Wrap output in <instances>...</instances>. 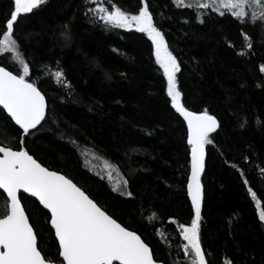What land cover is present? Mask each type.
Here are the masks:
<instances>
[{"label": "trees", "instance_id": "obj_1", "mask_svg": "<svg viewBox=\"0 0 264 264\" xmlns=\"http://www.w3.org/2000/svg\"><path fill=\"white\" fill-rule=\"evenodd\" d=\"M96 2L45 0L19 19L15 35L21 54L48 104L43 127L24 146L46 166L74 178L114 218L150 241L164 264H191L178 227L194 214L187 195V125L167 96L150 38L139 29L98 19L89 11ZM144 2L108 0L133 14ZM147 3L180 61L178 86L186 106L207 108L220 121L211 134L213 143L206 145L201 179V241L210 264H224L226 258L234 264H264V223L248 192L251 187L264 205V72L259 68L264 18L254 11L255 23L251 17L241 22L230 11L221 15L175 0ZM13 6L14 0H0V25ZM66 25L69 39L63 35ZM241 29L253 44L245 55L239 51ZM57 62L70 87L56 81ZM0 65L22 71L10 52L0 54ZM18 128L0 108V140L14 144ZM125 188L133 196L124 195ZM22 202L42 250L54 256L58 241L47 210L25 194ZM5 205L0 197V214Z\"/></svg>", "mask_w": 264, "mask_h": 264}, {"label": "snow or ice", "instance_id": "obj_2", "mask_svg": "<svg viewBox=\"0 0 264 264\" xmlns=\"http://www.w3.org/2000/svg\"><path fill=\"white\" fill-rule=\"evenodd\" d=\"M44 2L14 0L13 8L0 25V54L10 52L22 66V71L17 72L0 65V106L19 126V139L14 144L0 140V197L6 201L5 212L0 214V264H163L154 255L150 241L146 242L136 230L126 226L119 218H114L89 191L74 182V178L46 166L24 146L27 137L39 130L37 126L43 127L48 104L45 92L30 76V63L21 54L15 33L22 14L33 12ZM175 3L183 5L184 0H175ZM249 6L264 9V0H198L195 5H187L200 9L214 7L221 15L224 11H230L241 22H248L251 16L255 23L256 13H249ZM89 11H94L98 19L113 26L139 29L151 40L155 60L166 77L167 96L187 125L191 157L187 195L194 214L190 223L178 222L179 236L184 241L182 251L191 264H210L201 241L204 196L201 174L205 169L206 145L213 143L211 134L220 127V121L207 108L192 110L186 106L178 86L180 61L170 49L165 34L154 23L147 0L135 14L109 5L108 0H97ZM260 17L264 18V12L260 13ZM240 31L244 44L239 51L245 55V49L251 50L253 47L252 38L243 29ZM63 35L65 39L70 38L67 25ZM259 68L264 72V63ZM53 75L58 83L71 86L58 62L54 65ZM244 123L241 122L240 126L243 127ZM241 175L244 173L241 172ZM123 183L127 185L128 181L125 179ZM243 183L247 185L249 180L245 178ZM248 192L256 200L259 221L264 223V205L256 199L257 192L251 187ZM22 194H30L43 210H47L48 222L58 240L54 256L42 250L39 233L30 222ZM124 195L131 197L133 192L125 188ZM224 264H234V261L226 258Z\"/></svg>", "mask_w": 264, "mask_h": 264}, {"label": "rangeland", "instance_id": "obj_3", "mask_svg": "<svg viewBox=\"0 0 264 264\" xmlns=\"http://www.w3.org/2000/svg\"><path fill=\"white\" fill-rule=\"evenodd\" d=\"M197 2H198V0H184V4H193V5H195ZM213 9L215 10L214 7H213ZM248 11H249V13L254 12V11L264 12V9H255V8L249 6ZM249 17H251V16H249ZM134 29H136V28H134Z\"/></svg>", "mask_w": 264, "mask_h": 264}, {"label": "water", "instance_id": "obj_4", "mask_svg": "<svg viewBox=\"0 0 264 264\" xmlns=\"http://www.w3.org/2000/svg\"><path fill=\"white\" fill-rule=\"evenodd\" d=\"M0 108H2L3 109V106H0ZM5 112H6V110H4ZM8 115V114H7ZM9 116V115H8ZM14 122V121H13ZM43 123V122H42ZM186 123V122H185ZM14 124H15V122H14ZM17 126V125H16ZM19 127V126H18ZM37 127H40V126H37ZM191 158V157H190ZM206 159H207V149H206V153H205V167H206ZM204 172H205V169H204V171L202 172V174H201V179H202V177H203V175H204ZM190 173V172H189ZM6 195V194H5ZM25 195H27V196H29V197H31V195L30 194H25ZM32 198H34V197H32ZM190 198V197H189ZM34 199H36V198H34ZM37 200V199H36ZM203 202V201H202ZM54 230V229H53ZM57 239V238H56ZM58 241V240H57ZM114 264H119V262H114ZM164 264V263H163Z\"/></svg>", "mask_w": 264, "mask_h": 264}]
</instances>
